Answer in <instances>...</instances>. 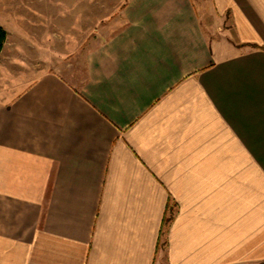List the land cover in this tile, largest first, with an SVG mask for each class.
<instances>
[{"label": "crops", "instance_id": "crops-1", "mask_svg": "<svg viewBox=\"0 0 264 264\" xmlns=\"http://www.w3.org/2000/svg\"><path fill=\"white\" fill-rule=\"evenodd\" d=\"M211 6L130 0L80 85L4 90L0 264H264V0Z\"/></svg>", "mask_w": 264, "mask_h": 264}, {"label": "rangeland", "instance_id": "rangeland-1", "mask_svg": "<svg viewBox=\"0 0 264 264\" xmlns=\"http://www.w3.org/2000/svg\"><path fill=\"white\" fill-rule=\"evenodd\" d=\"M130 0H0V26L7 31L0 53V99L43 71L74 85L87 76L89 53L124 22ZM210 37L219 32L211 0H194ZM229 23L226 22L225 25Z\"/></svg>", "mask_w": 264, "mask_h": 264}, {"label": "trees", "instance_id": "trees-1", "mask_svg": "<svg viewBox=\"0 0 264 264\" xmlns=\"http://www.w3.org/2000/svg\"><path fill=\"white\" fill-rule=\"evenodd\" d=\"M6 37H7V31L2 26H0V53H1L2 49H3V47H4V43L6 41ZM167 211H168V212H166L167 215L164 218V227H166V230L164 231V234H166L167 227L169 226V224H170V222H171V220H172V218L174 216L173 212H171L169 210V207H168ZM169 212H171V213H169Z\"/></svg>", "mask_w": 264, "mask_h": 264}]
</instances>
